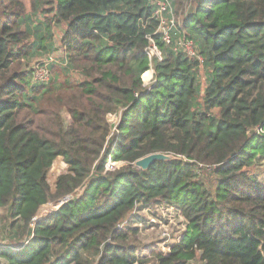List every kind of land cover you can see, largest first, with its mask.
<instances>
[{
	"label": "trees",
	"instance_id": "1",
	"mask_svg": "<svg viewBox=\"0 0 264 264\" xmlns=\"http://www.w3.org/2000/svg\"><path fill=\"white\" fill-rule=\"evenodd\" d=\"M154 11L152 0H0V209L23 243L0 248L5 264H264V184L248 170L264 157L252 131L264 126V0L191 1L180 28L203 62L166 44ZM54 28L66 57L38 82L26 63L55 53ZM157 152L180 158L134 166ZM160 202L187 229L168 253L140 257L135 211Z\"/></svg>",
	"mask_w": 264,
	"mask_h": 264
},
{
	"label": "built area",
	"instance_id": "2",
	"mask_svg": "<svg viewBox=\"0 0 264 264\" xmlns=\"http://www.w3.org/2000/svg\"><path fill=\"white\" fill-rule=\"evenodd\" d=\"M191 1L192 0H185L183 2L179 10V14L183 15L180 17L175 7L176 4L174 5V0H152V3L155 5L154 16L159 21V30L161 31L166 44L171 46L175 51H182L189 57L203 62V56L200 54L197 48L198 44L193 38L187 36L186 33L180 28L183 18L188 16V12L191 7ZM175 30H177V34ZM62 49L61 60L62 58L66 57L65 48L63 47ZM148 53L150 56L158 55L161 57V52L155 45H151L149 47ZM58 57L59 56L54 55V53L41 57L34 67L35 70L33 79L38 82H48L51 77L50 67L53 62H56L58 59H60ZM150 70L153 71V69ZM152 78L153 74L150 80ZM252 131H255L256 133L264 132V126H256L252 129ZM144 210L149 214V218L143 220L141 216H139L138 224H136V226L139 227L141 232L144 226L159 227L163 229L161 235L162 241L159 242L157 246H153L152 250H158L165 254L168 253L171 250L173 244L180 242L182 239L184 235L183 232H185L187 227V219L183 216L181 210H179L174 204L168 202H160L155 206H146L143 208V211ZM178 220H181V223L185 225V229L181 232V234L174 238L171 236V234L169 235V231L172 228H179L176 222ZM22 246L23 243L14 245L10 244L9 242H0V248H7L14 251L21 249ZM5 263V259H1L0 257V264Z\"/></svg>",
	"mask_w": 264,
	"mask_h": 264
},
{
	"label": "rangeland",
	"instance_id": "3",
	"mask_svg": "<svg viewBox=\"0 0 264 264\" xmlns=\"http://www.w3.org/2000/svg\"><path fill=\"white\" fill-rule=\"evenodd\" d=\"M22 1L26 4L27 8L30 10L32 0H22ZM175 7H176L178 14H179L180 8L178 9L179 4L177 3V1H176ZM182 15L183 14H179L180 17H182ZM54 32H55V40L58 43V45H57V50L55 51V53L53 51V53H54V55L59 56L58 58L61 59V56H62L61 50H63L61 47L62 44L60 42L61 37H62V31L60 28H54ZM39 59H40V57H37V58L31 59L29 62L26 63L27 68L33 73V76H34V70H35L34 67L36 66ZM50 71H51V67H50ZM208 71H209L208 69L203 68V67L200 68V70H199V74H200L199 77H200L201 84L203 86L206 85V77H207ZM152 74H153V71H152ZM152 74H151V76H152ZM151 76L147 80L144 79V81L146 83L150 84L152 81V79L150 80ZM74 77L77 78L76 76H74ZM63 116H64L65 123L69 124L70 123V116H69L68 112L64 110ZM118 120H119V114H117V115L112 114V115L108 116V122L112 126H114ZM114 129H115V127L112 129V132L114 131ZM109 165L111 167H113L114 165L117 166L119 164H113L110 161ZM67 169H68V165L64 161L62 156L58 157L54 161V163H53V165H52V167L48 173V180H49V182L53 188H54L57 176L60 175L61 173L67 172ZM198 169H199L198 170L199 176L205 180V182L208 184L209 187L215 188L216 177L213 175L212 169L209 167L203 168V169L198 167ZM248 170L258 178V180L261 182V184H264V157H258L256 162L254 163V165L249 167ZM52 204H54V201H51V202L43 205L39 209L38 214H40V211H42L45 207L48 206L47 209L50 208ZM148 215L149 214L145 210L143 211V208H142L141 210L135 211L134 217L136 219L139 216H141V218L143 220H146L149 218ZM176 222H177V225L179 226V228H172L169 231V235L171 234V236L174 238L177 237L179 234H181V232L185 229L184 228L185 225L183 223H181V220H178ZM10 223H11V220L7 218V215L4 211V209L1 208L0 209V242H12L13 244L14 243L16 244L18 242L17 238H16L17 236L14 233H11L12 229L10 228ZM186 229H187V227H186ZM162 230L163 229H161L159 227H149V226L143 227L142 232L140 231V234H139V239L142 243V247L138 250L139 252H137V254L140 257L141 256H147V255L149 256L154 251V250H152L153 246H155V245L157 246V244L162 241L161 240ZM14 232H15V230H14ZM22 240L25 241L26 240L25 237L22 238ZM1 259H3V258L1 257ZM153 262H154L153 264H157V262H155V261H153ZM193 262H194L193 264H200L199 257H197V259H195V261H193Z\"/></svg>",
	"mask_w": 264,
	"mask_h": 264
},
{
	"label": "water",
	"instance_id": "4",
	"mask_svg": "<svg viewBox=\"0 0 264 264\" xmlns=\"http://www.w3.org/2000/svg\"><path fill=\"white\" fill-rule=\"evenodd\" d=\"M214 118H215L214 115L210 116V120H212ZM179 158L180 157H178L174 154H171V153H163V152L151 153V154H148V155L136 160L134 162V166L145 171V170H148L149 167L151 166V164H153L155 161H171V160H176ZM72 196H73V194H70V195H67L61 199L54 201L56 209L52 213H50L48 215L40 213L39 215H37L33 219L32 222L34 224H36L38 221L43 220V219L53 215L60 208V206H62L66 201H68L70 198H72Z\"/></svg>",
	"mask_w": 264,
	"mask_h": 264
},
{
	"label": "bare ground",
	"instance_id": "5",
	"mask_svg": "<svg viewBox=\"0 0 264 264\" xmlns=\"http://www.w3.org/2000/svg\"><path fill=\"white\" fill-rule=\"evenodd\" d=\"M149 71H151V70H149ZM55 209H56L55 204H52L50 208L44 209L41 213L45 214V215H48V214L52 213Z\"/></svg>",
	"mask_w": 264,
	"mask_h": 264
},
{
	"label": "crops",
	"instance_id": "6",
	"mask_svg": "<svg viewBox=\"0 0 264 264\" xmlns=\"http://www.w3.org/2000/svg\"><path fill=\"white\" fill-rule=\"evenodd\" d=\"M58 45V43H56V46ZM63 48V46H61ZM62 51V50H61ZM16 245H19V244H16Z\"/></svg>",
	"mask_w": 264,
	"mask_h": 264
}]
</instances>
